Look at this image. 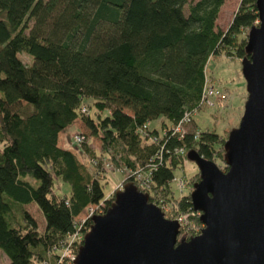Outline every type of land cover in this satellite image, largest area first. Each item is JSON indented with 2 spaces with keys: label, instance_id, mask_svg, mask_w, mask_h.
Returning <instances> with one entry per match:
<instances>
[{
  "label": "trees",
  "instance_id": "trees-1",
  "mask_svg": "<svg viewBox=\"0 0 264 264\" xmlns=\"http://www.w3.org/2000/svg\"><path fill=\"white\" fill-rule=\"evenodd\" d=\"M221 1L183 7L185 0H0L3 264H55V248L66 242L78 214L100 201L103 210L111 200L102 191L106 169L124 170V179L146 191L164 216L183 214L200 224L188 191L176 186V194L171 181L187 184L181 166L189 148L219 166L223 140L208 125L192 122L196 127L180 134L171 125L196 103L210 54H245L242 28L256 21L254 0H238L223 30L214 23ZM20 50L31 56L29 64L17 56ZM156 116L157 125H149ZM74 118L98 139L92 151L78 131V145L90 154L85 162L57 144L58 131ZM52 175L68 184L67 194L51 190ZM32 200L45 214L41 229L24 207ZM88 223L86 217L81 230Z\"/></svg>",
  "mask_w": 264,
  "mask_h": 264
},
{
  "label": "water",
  "instance_id": "water-1",
  "mask_svg": "<svg viewBox=\"0 0 264 264\" xmlns=\"http://www.w3.org/2000/svg\"><path fill=\"white\" fill-rule=\"evenodd\" d=\"M253 4L256 23L239 58L245 97L221 143L224 167L185 151L198 174L188 196L199 230L176 237V219L126 179L89 216L73 264H264V0Z\"/></svg>",
  "mask_w": 264,
  "mask_h": 264
},
{
  "label": "rangeland",
  "instance_id": "rangeland-1",
  "mask_svg": "<svg viewBox=\"0 0 264 264\" xmlns=\"http://www.w3.org/2000/svg\"><path fill=\"white\" fill-rule=\"evenodd\" d=\"M185 1L186 2L183 3L182 5L183 7H186V3L194 0H185ZM237 2L238 0H222L221 3L219 4L216 12V16L214 18V23L220 29L223 30L227 26L228 22L230 21L232 13L236 9ZM31 23H32V19L28 18V20L26 21L27 28ZM253 23H256V21H253ZM247 27L248 26L242 28L243 29L242 34H244V36L246 35ZM27 28H25L24 31H26ZM17 56L24 64H29L31 62V56L22 50L17 52ZM239 58L240 57L235 56L231 53L228 54L222 51H219L216 54H210L206 58L203 66V73H204L203 81H205V85H206L205 87H208L210 86V84H212L219 89L218 90L220 91L219 93H221L223 96H219V94L213 96L212 94L207 93V96L206 95L204 96L205 100L203 99L201 103H199L198 105H197L198 103V99H197L196 103L194 104L196 105V110L192 113L191 120L189 118L188 122L185 123L184 129H189L190 126H193L192 122H194V125L197 124L199 126L208 125L214 131H216L218 135L222 137L223 140L228 128L230 126L236 125L238 117L242 110V101L245 97L244 80L241 76L239 69ZM82 100L85 103H87V101L90 100V97L84 96ZM124 110L128 111L127 108H124ZM92 111L93 108L90 107L89 112L91 113ZM105 111H107L106 108L102 110V112ZM160 119H161L160 116H156L150 119L148 124L157 125ZM78 131L85 133L84 137L87 142V149L96 151V148L98 146V139L95 136H90L87 134L86 127L80 122L78 118H74L73 121L65 125L60 131H58L57 144L59 146L69 148L75 154V156L79 161L85 162L86 158H88L90 154L87 152V150H85L83 147L78 145V143L73 139L74 134H77ZM221 151L216 157L217 158L216 162L220 163V165L223 164L221 161ZM82 154H85L84 157H82ZM86 167L89 170H91L90 165L86 164ZM181 168L184 169L187 178L188 175H190L191 178H193L194 177L192 175L193 172H196V174L194 175L198 176L195 164L191 160H188L187 158L182 163ZM122 172L125 173L124 170ZM122 172L117 169H106L104 173V182L102 184L103 196L111 195L113 188L119 186V184L122 181L126 180L124 179ZM173 175L175 177L180 176L181 175L180 169L179 168L174 169ZM187 178H186L187 184L185 183L182 190L184 192H187L188 188L190 189L191 187L190 180L188 181ZM30 180L33 182L35 181L33 178H31ZM171 186L173 188V191H175V193L178 194L176 190V186H177L176 178L172 179ZM50 188L53 192L58 194H62V193L67 194L69 189L68 184L55 175L51 176ZM43 198L45 199L44 196ZM38 203H40L38 200H34V201L32 200L26 203L24 207L29 212V214L34 218L38 228L41 229L44 225L46 218L43 208ZM83 214H84V210H82L78 214L76 219H80L81 217H83ZM176 215L181 216V222H182L178 228L176 237L179 236L187 237L188 233L190 232L196 233L199 230V227L202 225L201 223L197 225L195 224V222L188 220L187 217L183 214H176ZM63 256H66V254H64ZM6 260L7 258L5 257L4 253L0 250V264H3Z\"/></svg>",
  "mask_w": 264,
  "mask_h": 264
},
{
  "label": "built area",
  "instance_id": "built-area-1",
  "mask_svg": "<svg viewBox=\"0 0 264 264\" xmlns=\"http://www.w3.org/2000/svg\"><path fill=\"white\" fill-rule=\"evenodd\" d=\"M205 86H206L205 81H203L201 92L198 97L197 105L201 103L203 99L205 100L204 96L205 95L207 96V93H210L213 96H216L217 94H219V96H223L221 93H219L220 92L218 91L219 89L215 87L214 85L210 84V86L208 87H205ZM195 110H196V105L192 106L190 109H185L182 112L181 117L174 124L171 125L172 131L178 132L179 134L182 133V131L184 130L185 123L188 122L190 116ZM73 139L77 143H79L83 139V135L81 133L74 134ZM177 150L181 151V148L178 147ZM176 182H177V189L179 191L182 190L184 186L183 180L180 178H177ZM98 204H99V207L96 205L94 206L87 205L85 207L83 217L78 219V223L77 225H75V228L71 232L67 233L68 236L66 238V242H64L62 246H59L60 248L59 247L55 248L58 251V255H59L57 257L55 264H73L71 260L76 250V242L78 239L81 238V235L83 233V230L81 229L84 223V219H86V217H89L92 213H98L102 211L100 208V204H102L101 201ZM173 218L176 219V221L178 222V225L182 223L180 215H175ZM74 247H75V250H74ZM64 254H66V256H63Z\"/></svg>",
  "mask_w": 264,
  "mask_h": 264
}]
</instances>
